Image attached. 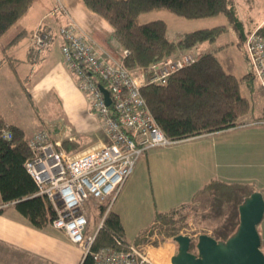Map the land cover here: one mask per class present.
<instances>
[{
  "label": "trees",
  "instance_id": "trees-1",
  "mask_svg": "<svg viewBox=\"0 0 264 264\" xmlns=\"http://www.w3.org/2000/svg\"><path fill=\"white\" fill-rule=\"evenodd\" d=\"M34 1L0 0V39L27 14ZM83 2L89 10L112 26L113 40L120 50L130 51V56L125 60L129 68H147L177 53L195 52L204 43H215L225 31L223 25L197 29L184 33L180 40L175 41L168 37V25L164 20L141 23L143 14L154 11H169L186 19H204L224 14L240 31L244 40L243 23L237 15L233 0ZM261 33L264 34V27ZM27 34L25 30L19 32L7 47L18 44ZM254 79L252 73L243 78L250 90ZM142 95L162 131L172 141L236 128L240 125V118L251 109L249 99L241 93V82L225 70L215 53L199 55L197 62L173 74L167 84H150L142 88ZM5 129L12 133L11 139L3 137ZM27 141L28 137L20 127L8 124L0 115V213L5 205L15 203L19 212L33 226L44 228L55 218V211L46 197L38 195V186L25 167L26 161L32 157ZM79 145L75 140L62 142L67 152H72ZM254 192L257 191L249 184L212 180L185 205L191 210L190 214L187 212L178 216L177 210L158 211L152 225L132 243L126 238L119 214L111 211L96 232L91 253L103 249L127 251L131 245L140 247L152 244L159 247L162 241L180 235L189 220L197 216L219 223L225 220L213 227L211 236L219 242L226 241L238 229L240 204ZM97 205L98 216L102 217L106 205ZM91 253L84 257L82 264H94Z\"/></svg>",
  "mask_w": 264,
  "mask_h": 264
},
{
  "label": "built area",
  "instance_id": "built-area-1",
  "mask_svg": "<svg viewBox=\"0 0 264 264\" xmlns=\"http://www.w3.org/2000/svg\"><path fill=\"white\" fill-rule=\"evenodd\" d=\"M263 27L264 23L245 31L243 45L252 74L264 90ZM52 32L41 24L32 35L36 46H47ZM58 35L64 60L98 117L106 141L95 151L72 154L47 131L37 132L28 138L32 157L25 167L38 186V195L46 197L55 211L51 225L81 246L85 257L91 253L96 235L90 230L89 202L106 205L98 231L140 157L151 148L179 142L166 137L142 88L167 84L173 74L197 62L199 55L180 52L147 68H129L125 61L130 56L128 49L116 56L109 51L102 54L73 21L62 25ZM100 84L109 91L110 105ZM256 123L264 125V118ZM3 137L11 139L10 130L5 129ZM141 250L131 245L127 251L103 249L91 254L94 264H145Z\"/></svg>",
  "mask_w": 264,
  "mask_h": 264
},
{
  "label": "crops",
  "instance_id": "crops-1",
  "mask_svg": "<svg viewBox=\"0 0 264 264\" xmlns=\"http://www.w3.org/2000/svg\"><path fill=\"white\" fill-rule=\"evenodd\" d=\"M56 2L57 5L52 6L54 9L41 14L38 13V7L33 12L30 8L15 24L17 29H20L18 31L25 30L33 34L41 24L51 28L53 35L47 46L56 43L62 54V40L54 33L55 26L61 27L73 21L102 54L109 51L115 56L119 55L118 52L121 50L113 40L112 26L89 10L83 0H56ZM233 2L245 31L264 23L262 20L246 30L240 4L237 0ZM40 5H43V0H40ZM182 36L183 34L177 35L173 40L178 41ZM1 45L0 39V47ZM19 46L18 43L10 48L6 47L0 59L2 62L0 69L7 64L14 77L20 82L17 65L22 60L14 56ZM31 52L34 54L33 49L29 54ZM248 114L240 118V125L236 128L179 141L182 142L179 145L173 143L146 151L137 162L133 172L135 176L126 180L112 209L119 214L126 236L130 231L129 228L136 230V234H140L141 229H148L153 223L156 212L178 210L189 204L195 193L212 180L249 184L264 197V125L256 123L264 118V113L254 121L246 118ZM0 115L2 116L1 113ZM4 120L12 124L5 118ZM34 134L28 136L25 133L28 138ZM102 134L104 135L103 130ZM104 140L106 141L105 135ZM142 202L147 203L146 209L133 214V206H139ZM91 204L94 206L93 211L97 210V214L94 215L97 218L98 205L96 202H89V205ZM2 210L0 264H82L84 255L81 246L72 243L51 223L44 228L33 226L19 212L15 203L5 205ZM260 236L261 249L264 252V218L260 224ZM144 247L151 259L155 255L154 250L162 248L149 244H145Z\"/></svg>",
  "mask_w": 264,
  "mask_h": 264
},
{
  "label": "rangeland",
  "instance_id": "rangeland-1",
  "mask_svg": "<svg viewBox=\"0 0 264 264\" xmlns=\"http://www.w3.org/2000/svg\"><path fill=\"white\" fill-rule=\"evenodd\" d=\"M237 2L240 4L243 16L247 18L244 19L242 16L246 30L264 20V0H237ZM53 5H57L56 0H43L42 6L40 0H36L31 11L33 12L38 7V13L41 14L54 9ZM154 20H164L167 23L168 37L171 39L197 29L225 26V31L215 43L200 45L195 49V54L215 53L225 70L241 82V93L249 99L251 106L246 118L254 121V119L258 120L263 116L264 90L256 79L251 83L252 90L243 81L246 75L252 73V65L244 48L240 31L228 21L226 15L220 14L204 19H186L169 11H154L143 14L140 18L141 23ZM59 29L60 26H55L54 33L60 39ZM18 30L20 29H17V25H15L1 38L0 59L7 45L20 32ZM32 35L28 33L21 39L20 46L16 49V54L14 53V56L22 60L17 65L20 82L14 77L7 64L0 69V113L10 123L21 127L28 136L47 131L53 140L60 141L61 144L70 138L79 142V147L69 153L82 154L99 149L105 142L100 121L87 103L85 95L80 91L78 82L63 59L60 49L57 48L56 43L51 44L50 47H38L32 39ZM31 49L34 54L32 52L29 54ZM131 176L135 175L132 173ZM115 202L116 200L114 204ZM146 207L147 203L142 202L139 206H133L132 212L133 214L140 213ZM186 207L188 206L178 209L176 214L178 216L185 215L187 212L190 214L191 210ZM92 208H94L93 204L88 206L90 230L94 233L98 229L97 224L101 221V217L95 218L97 210L93 211ZM224 221L221 220V222ZM221 222L213 219L204 220L201 216H197L194 220L190 219L189 224L180 233L188 236L193 235L194 238L200 234L211 235L213 227L220 225ZM209 223L214 224L209 226ZM260 224L258 225L259 233ZM128 230L130 231L126 238L134 242L139 233L136 234V230L131 228ZM144 230L138 231L142 233ZM144 245L140 246L142 247L141 253L146 257L147 262L152 263ZM159 247L162 248L154 251L159 253L166 250V261L168 264H172L170 258L178 252V245L174 239L162 241Z\"/></svg>",
  "mask_w": 264,
  "mask_h": 264
},
{
  "label": "water",
  "instance_id": "water-1",
  "mask_svg": "<svg viewBox=\"0 0 264 264\" xmlns=\"http://www.w3.org/2000/svg\"><path fill=\"white\" fill-rule=\"evenodd\" d=\"M99 88L107 105L111 104L109 91ZM240 223L237 231L226 241H217L209 234L197 238L180 234L174 237L178 252L172 264H264V252L258 225L264 218V197L254 192L239 206ZM145 264H152L147 262Z\"/></svg>",
  "mask_w": 264,
  "mask_h": 264
},
{
  "label": "bare ground",
  "instance_id": "bare-ground-1",
  "mask_svg": "<svg viewBox=\"0 0 264 264\" xmlns=\"http://www.w3.org/2000/svg\"><path fill=\"white\" fill-rule=\"evenodd\" d=\"M159 251V250H158ZM167 251L166 250H162V252L156 253L152 258V262L153 264H168L167 260Z\"/></svg>",
  "mask_w": 264,
  "mask_h": 264
},
{
  "label": "flooded vegetation",
  "instance_id": "flooded-vegetation-1",
  "mask_svg": "<svg viewBox=\"0 0 264 264\" xmlns=\"http://www.w3.org/2000/svg\"><path fill=\"white\" fill-rule=\"evenodd\" d=\"M192 238H194V237H192Z\"/></svg>",
  "mask_w": 264,
  "mask_h": 264
}]
</instances>
